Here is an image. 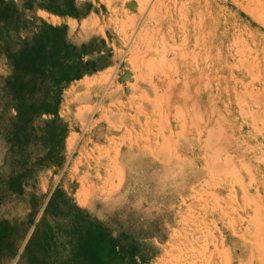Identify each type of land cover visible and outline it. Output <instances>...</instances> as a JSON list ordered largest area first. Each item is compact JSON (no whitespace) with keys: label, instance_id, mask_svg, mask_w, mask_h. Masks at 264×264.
<instances>
[{"label":"rangeland","instance_id":"374dc122","mask_svg":"<svg viewBox=\"0 0 264 264\" xmlns=\"http://www.w3.org/2000/svg\"><path fill=\"white\" fill-rule=\"evenodd\" d=\"M78 2L92 15L63 23L102 68L64 88L62 145L48 114L15 139L0 47V219H38L61 188L128 253L111 264H264V0ZM65 237L54 258L78 264Z\"/></svg>","mask_w":264,"mask_h":264},{"label":"trees","instance_id":"16d2710c","mask_svg":"<svg viewBox=\"0 0 264 264\" xmlns=\"http://www.w3.org/2000/svg\"><path fill=\"white\" fill-rule=\"evenodd\" d=\"M54 14L74 17L86 16L92 10L90 4L81 14L76 0H30ZM11 0H0V47L13 66L6 85L15 102V139L28 142L31 133L27 127L32 120L44 114L53 116L47 124V136L53 147L63 144L66 137L64 124L59 117L62 93L71 82L100 70L99 59L88 58L97 50L94 43L78 45L68 38L67 25H54L40 17H27ZM60 129V131H57ZM8 191L22 194L26 184V172L13 173L5 181ZM35 218L29 221L0 219V254L15 259L17 264H64L53 258L60 234L73 235L69 241L71 254L79 264H108L111 260H128V253L101 236L99 222L84 211L61 189H56L43 212L32 236L26 241ZM29 224V225H28ZM89 224V225H88ZM71 258V257H70ZM66 263L71 264L73 259Z\"/></svg>","mask_w":264,"mask_h":264},{"label":"crops","instance_id":"0c3cea01","mask_svg":"<svg viewBox=\"0 0 264 264\" xmlns=\"http://www.w3.org/2000/svg\"><path fill=\"white\" fill-rule=\"evenodd\" d=\"M11 1H13L21 10H23V11H25V15H27V17L29 16V17H33V16H37V17H40V18H42L43 20H45V21H47L48 23H51V24H54V25H67V23H63V18H65V17H68V18H70V19H73V20H78V19H82V18H86V17H88L89 15H92L91 13H93V9L88 13V15H86V16H81V17H74V16H70V15H65V16H63V15H59V14H54L53 12H50V11H48V10H46V9H44V8H41L40 6H38V5H36L34 8H29V6L27 5V3L30 1V0H27V1H25V5H23V6H21L20 5V3H19V1L18 0H11ZM76 5H77V7H78V9H79V12H81V9H80V6H79V2H78V0H76ZM33 11L34 13H33V15L32 16H30V15H28V13H27V11ZM85 11H82L81 12V14H83ZM45 15L46 16H48L49 18H47V17H45ZM50 18H52V19H50ZM68 26V25H67ZM68 38L71 40V41H73L74 43H76V44H78V45H81L80 43H77L76 41H74L72 38H71V35H70V32H69V27H68ZM102 53H103V51H102ZM100 67V66H99ZM102 68V67H101ZM98 71H101V70H98ZM91 74H88V75H86V76H84V77H87V76H90ZM83 77V78H84ZM82 78V79H83ZM81 80V79H80ZM76 81H78V80H76ZM53 194V193H52ZM51 198V197H50ZM50 200V199H49ZM49 202V201H48ZM48 202H47V204H46V207H47V205H48ZM79 207H81L82 208V210L84 211V214L85 215H89V216H91V218L92 219H94L93 217H92V214L91 213H87V211H86V209H84V207H83V205H81L80 203L79 204H77ZM45 207V208H46ZM45 210V209H44ZM44 212V211H43ZM42 216H43V213H42V215L38 218V219H35V223H34V226L32 227V230H31V232L29 233V235H28V237H27V239H26V241L24 242V244H23V246L21 247V250H20V253H22L23 251H24V249H25V246H26V243L28 242V240H29V238L32 236V234H33V232L35 231V227H36V225L40 222V220H41V218H42ZM103 237V236H102ZM67 242H68V240H67V238L65 237V235L64 234H60V237H59V241H58V247H57V250H56V252L54 253V255H53V258H54V256L55 255H58L59 254V249L60 248H62V250H64L65 249V247H67ZM117 248H118V246H117ZM61 255H62V253H61ZM19 259H20V255H18L15 259H13L12 260V263H14V264H17L18 263V261H19ZM55 261H56V263H60V262H64V264H67L66 263V261H67V259L65 258H62L60 261H58V259H55ZM109 262H108V264H111L112 262H115L114 260H111L110 258H109V260H108ZM80 262L78 261V264H79Z\"/></svg>","mask_w":264,"mask_h":264},{"label":"bare ground","instance_id":"6f19581e","mask_svg":"<svg viewBox=\"0 0 264 264\" xmlns=\"http://www.w3.org/2000/svg\"><path fill=\"white\" fill-rule=\"evenodd\" d=\"M194 116H195V115H194ZM223 239H224V238H223ZM223 239H222V240H223ZM216 242H217V241H216ZM221 243H222V242H221ZM221 243H220V244H221ZM215 245H216V244H215ZM223 245H224V244H223ZM215 247H216V246H215ZM222 247H224V246H222ZM235 248H236V247H235ZM238 248H239V247H238ZM218 249H219V248H218ZM220 249H221V248H220ZM227 249H228V248H227ZM233 249H234V248H233ZM233 249H232V250H233ZM216 250H217V248H216ZM221 250H222V249H221ZM204 251H205V250H204ZM223 251H224V250H223ZM228 251H229V250H228ZM215 252H216V251H215ZM217 252H218V251H217ZM219 252H220V251H219ZM219 252H218V253H219ZM221 252H222V251H221ZM222 253H225V252H222ZM233 257H234V256H233ZM185 258H186V257H185ZM188 258H189V257H188ZM234 258H235V257H234ZM183 259H184V257L182 258V260H183ZM193 260H194V259H193ZM193 260H192V261H193ZM180 262H181V261H180ZM192 263H193V262H192ZM194 263L197 264V263H196V260H195ZM183 264H185V263H183ZM201 264H202V263H201ZM209 264H212V263H209Z\"/></svg>","mask_w":264,"mask_h":264}]
</instances>
